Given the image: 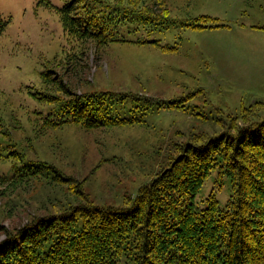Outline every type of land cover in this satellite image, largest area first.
<instances>
[{"label":"rangeland","instance_id":"374dc122","mask_svg":"<svg viewBox=\"0 0 264 264\" xmlns=\"http://www.w3.org/2000/svg\"><path fill=\"white\" fill-rule=\"evenodd\" d=\"M168 5L169 20L128 37L140 41L151 35L174 50L151 44H112L102 50L88 41L78 48L81 67L74 71L63 60L78 44L63 33L55 12L37 9L36 0H0V16L8 19L0 36V176L9 177L11 169L25 164L37 167L24 181H0V241L29 220L83 200L127 205L164 167L175 145L262 120L264 31L254 26L264 25V0H169ZM200 15L216 19L208 24L212 28L185 27ZM60 81L76 93L116 92L164 101L185 97L189 110L154 111L134 126L44 129L38 114L55 107L33 93L61 97L55 92ZM47 167L71 182L51 181ZM218 186L210 176L196 200L215 191L224 206L231 188L226 180Z\"/></svg>","mask_w":264,"mask_h":264},{"label":"trees","instance_id":"16d2710c","mask_svg":"<svg viewBox=\"0 0 264 264\" xmlns=\"http://www.w3.org/2000/svg\"><path fill=\"white\" fill-rule=\"evenodd\" d=\"M59 1L56 5L36 0V8L55 12L63 33L77 42L63 60L74 71L81 67L78 48L88 41L102 50L112 44L175 49L160 46L151 35L140 41L128 37L169 20V0ZM213 21L200 15L185 27L212 28L208 24ZM7 24L0 16V36ZM254 27L264 31V25ZM68 86L61 81L55 86L61 97L33 93L55 107L38 114L44 129L69 124L86 130L134 126L154 111L189 110L185 97L164 101L116 92L76 93ZM173 148L164 167L126 200L127 205L83 200L7 233L0 241V264H264V117ZM36 168L21 165L11 169L9 177L1 175L0 181H24ZM44 169L51 181L71 182L54 167ZM212 175L218 188L225 180L231 188L222 207L215 191L196 200ZM75 189L81 195V187Z\"/></svg>","mask_w":264,"mask_h":264}]
</instances>
